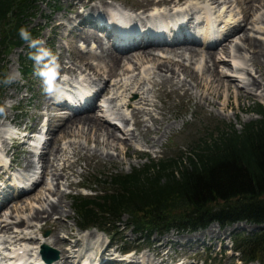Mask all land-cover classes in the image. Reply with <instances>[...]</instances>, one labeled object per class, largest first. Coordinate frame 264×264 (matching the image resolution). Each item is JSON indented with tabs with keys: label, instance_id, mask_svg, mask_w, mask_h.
Wrapping results in <instances>:
<instances>
[{
	"label": "bare ground",
	"instance_id": "bare-ground-1",
	"mask_svg": "<svg viewBox=\"0 0 264 264\" xmlns=\"http://www.w3.org/2000/svg\"><path fill=\"white\" fill-rule=\"evenodd\" d=\"M91 1L94 0H87V1L66 0L67 6L69 7L70 11L71 10L73 11L71 12L74 14V17L72 18L69 17L65 20H62L61 22H59L58 26H61L64 28V30H66L67 37L69 38H72L78 42L81 41L84 44L96 45V48L99 49L100 51V55L99 53L98 55L92 54L90 53L91 52L90 51L86 56L76 57L74 60L75 62H77L76 63L77 65H80V67L78 68H76L77 65H75L76 67H69V68L64 67L63 65L64 62H62L63 61L62 60L59 62L61 68L58 69L57 74L58 75L67 74L71 76L77 74L79 76L78 79L82 77L85 86L87 83H89L88 79L92 82V80L90 79L92 75L95 78L99 79L98 80L99 82L95 83L97 89L96 92H94V97L90 99L89 103L85 104L84 103L85 99L91 96L90 89H86V88L92 89V87L88 85L86 87H83L82 91L85 96H82L83 100H81V103H79L80 106L78 105L77 108L75 109V111L78 112L71 114L68 113L69 111H67L66 109L63 110L60 104L51 103L53 98H51L52 97L51 95H47L46 101L47 104L49 103L48 111L50 110L51 112H53V114L51 115L49 113H45L44 116L47 118L46 120L49 130L48 132H50L51 137L45 143L41 154L38 156V160L39 162L42 163V167L39 168V176L35 180V184H33L31 186V189L28 191V192L31 191L34 192V190L36 191L35 188L40 183H42V185H46L45 182L47 181L46 179L52 176L51 179L52 182L56 184L55 185L56 188H49V187L44 188V192L46 191L49 195L52 196H59V199L58 201H53V200L49 201L48 196L42 198L43 192L42 193L38 191L34 192L33 196H28L25 197L24 200L19 199L18 201L14 202L16 211L18 213H22V214H24L25 212L30 213L28 219L26 220L21 219L19 221H16L14 226L8 224L3 225L2 223L4 222L0 223V234H4V237L0 236V247L4 248V251L10 248V247L8 248L7 246L8 243H11L10 245H14L17 243L18 245H21L22 243L25 244L26 242L34 241V236L32 234H29V236L25 234V231L23 230L24 228H22L24 227L23 225L25 224L31 225L32 222H41V221H45V225H51L53 228V233L49 242H47V240H44L42 242V246L43 245H47L50 247L54 246L60 251V259H58L57 261L51 264H105L107 262L105 260V255L110 251L109 250L110 245H107L106 247L102 246L101 248L98 247L97 249H99L98 250L99 253H97L95 256L87 255V259L84 262L83 261L85 257L84 255L79 257H75L74 255V250H76V248L81 245L82 239L76 238L73 241L74 243H71L70 239L71 237H74L73 235L66 238L59 236L60 232L67 234V232L70 231L69 230L70 227L68 228L67 226H64L65 224L62 225L60 219L61 214H63L64 212L63 210L64 206L61 200L65 198V194H63L59 190L60 182L61 181L66 182V186H68L69 188L70 187L75 188L81 185L80 183H75L70 179L71 176L75 175V173L73 172V167L75 166L76 161L74 162L69 161V158L61 159V157L63 155L65 156V154L67 153V151L64 150L65 148L64 149L62 148L61 146L62 143L68 142L69 146H71L72 150L74 151L73 154H76L81 151L80 148L82 143L81 145H79L78 141L81 138H83L86 140V143H94L97 147L96 148L97 151H101V150L108 151L106 154V159L112 161L113 155L110 153V151H115L118 153V155L121 154L124 157H127L135 153L133 150L134 145L140 144V146L147 148L159 147L162 143V140L165 137H167V135L171 132V130H173V126H171L168 123L169 117L167 116V113L162 112L161 108L158 107L156 103H153L154 100L151 101L148 99L147 97L148 91L144 90V85L140 81L141 79L140 80L134 79L128 83L116 82V80L114 81V79L120 75L118 74L119 70L123 74H129V73L132 74L138 70L137 64H135L132 69L123 68L126 64L130 63L133 60H136L138 61V63L141 64L152 65L155 76L160 77L161 79L159 83H156V81L153 80L152 81L149 80L151 81L150 83L153 85V87L155 88L157 87L161 89L163 86L169 85L170 87H172L171 89L174 88V91H179V90L184 91V93L188 97H192L191 95L193 94H191L190 92L191 89H189L186 84V81L189 80L193 82L194 84V86L192 85L193 88L195 87V89H197L200 92V98H202V100H205L208 106H214L215 101L220 100L222 101V107L224 110L228 108L229 109L231 108L232 110H237V107H235L232 104V102L233 99L238 101L243 96L242 92L244 91V89H248L251 92L252 90L253 91L259 90L260 92H264V85L262 84V81H264V42L263 41L259 39L257 40L256 38L249 36L247 31H245L243 34H240L239 36V40L242 42V44L239 45L237 44L235 47L236 53H238L240 50H247L248 54H250L248 61L251 64L250 66L255 71L254 76H256L257 78L251 75L252 72L250 71V69H247L248 67L247 68L238 67L233 70V66L230 65V62L226 61L225 58L224 59L219 58L221 55H225L226 57H231L233 62L236 63L233 56L230 55L231 53L230 49H232V47L230 48V45L234 41L233 39L235 36L233 37V35L241 29V24L236 23L237 21L235 20L236 19L235 17H234L235 19L231 17V15L227 17V20H225L223 24L224 26H227L228 31L223 35V38L221 40L215 43V45L211 47H207V50H199L194 46L195 43H191L185 40L168 46H163L160 44H156L152 41L145 42L144 40L141 39L137 41L136 43L137 46H134V44H132V48H124V49L116 50L115 52L113 50L108 51L105 50V48H103V44H102L103 39L101 38V36L109 39L110 41L109 33L106 31V29L103 28V26L102 27L94 26V24L89 20L83 23V21L85 20L86 17H88V15L90 16L96 15L99 18L102 17L101 14H98V12L105 7L104 5L105 0H97V2L94 4L91 3ZM206 1L207 0H203L202 2L204 3ZM209 1H212L213 2L212 4H217L219 3L220 0H209ZM235 2L240 8L241 15H243L242 22L250 23V24L254 23V25L258 23L257 19L252 20V17L253 16L255 17L254 14L264 8V0H236ZM138 6L142 10L137 11L135 13L137 14V16H141V17L134 18L131 20L137 23L144 22L147 26L151 27V28L149 27L144 28V32L147 34L155 33L156 28H152V27H155V25L160 21L159 20L160 17L158 15V13L160 12L157 9L162 6L164 7L163 11L164 12L166 11L165 14H168L171 23L174 22L178 24L184 21L186 23L196 21L197 20L196 15L199 13V11L195 10V7L197 8L199 7L196 5V3L190 2V0H140V3L138 2ZM82 7L84 9L82 11H79L81 10ZM206 9L209 10L210 12L213 11L209 7ZM201 10H204V8L200 9V11ZM214 13H218L217 16L220 18L221 12L220 14L218 11ZM203 14L205 16H208L209 13H204L203 11ZM112 16L113 15H111V17ZM260 17L258 18L262 20L264 14H261ZM148 18L149 19L153 18V19H151L149 22H146L145 20H147ZM61 19L59 17V20ZM101 19L104 20V18ZM163 19H165V16L162 18V20ZM233 20L235 21L233 22ZM206 21L208 27L202 33L204 41L208 38L209 36L208 29L211 27V22L207 17H206ZM229 22H233L235 24L231 25L232 27H228L230 26ZM131 24L134 25L133 23ZM220 24H222V22ZM253 30L256 32H260V31L264 32V29L261 28L253 27ZM222 32L223 31L219 30L216 31L215 34L221 37L220 35ZM184 35H185V30L183 28L170 33L171 37H179ZM130 38H131L130 36L116 37L115 41L120 43ZM156 51H159V53H155ZM200 56L203 57V63L201 64L199 69L192 68L190 65L191 61ZM91 59L96 61V63L93 64L90 61ZM220 67L224 69L233 70L234 71L233 73H235V75L233 74L229 75L227 74V72H222L220 70ZM78 70H81V72L78 73ZM82 75L85 78H83ZM181 75L183 76L182 80L179 78ZM244 75L248 76V78H245L244 80L241 79L243 82V86L241 88L240 87L238 88V85L236 86L234 81H236L238 78H242V76ZM103 78L104 80L100 81V79ZM63 80L68 81L69 79L64 77ZM108 81L109 82L112 81L113 86L121 89L122 90L121 92L123 93H129L132 92L131 90H134L135 92L134 91L133 92L137 94L139 90H143L141 91L142 93L140 94L141 97L139 96L140 97L138 100L139 103L137 102L138 106L139 105L140 106L134 107L135 105L134 106L130 105L131 120L130 119L128 120L126 117L127 115L125 116L122 113H111V116H114L113 121L115 122L113 123L116 124L119 122L124 125L123 127L126 133L122 134L123 135L122 138H119L118 137L119 135L117 133L116 134L118 136L115 134V129H118L116 125L108 123V120L106 121V119H104L103 117L102 118L98 117L97 114L94 115V111H93L94 109L96 110L97 108H99L96 105V99L101 94L106 96L109 95L110 86L108 85L109 83ZM189 84L191 83L188 82V86ZM93 88L95 87L93 86ZM58 89L60 88L58 87ZM150 91L152 92V90ZM67 95L70 96L69 93ZM207 96H210L211 99H213V101H208ZM113 101L114 99L110 98V103H112ZM82 103H84L85 105H82ZM116 106L118 105L116 104ZM45 109L46 108H44L43 110L45 111ZM156 110L158 111V113L157 112L155 113L160 115V117H156L153 114L154 113L153 111ZM62 112L68 113L70 115L64 117L61 114ZM145 117H147L148 120H150L151 126L145 123L144 120ZM128 122H130L129 124L132 126V129L130 128L131 126L128 125ZM4 134H5L4 132H0V140H2ZM1 143L3 146L4 144H6L4 141H2ZM76 144L78 146L74 147ZM98 155L99 154H97V152H94L91 155L85 153L83 157L85 158H99V156L101 157V155L99 156ZM31 157H33V155H31L30 152H27L24 153V157L21 161L20 160L17 161L19 165L18 166L19 169L27 176L29 173L31 172L33 173L32 169H34L33 167L34 164L33 161H31ZM13 161L16 163L15 160ZM60 161L62 162V164L59 163ZM30 177L31 178L29 180H25V181H31L32 178H34V176H30ZM21 195L22 193L18 196L10 197L5 191H3L0 194V208L5 206V204L10 200L15 199L16 197H19ZM44 195L45 194L43 193V196ZM29 200L30 201L33 200L36 201V203H40L41 207L37 210H34V208L33 209L29 208L28 205ZM54 215H59V217L55 220H52L53 218L52 216ZM0 218H2L1 214H0ZM6 220H11V218H6ZM219 233H220L219 229H216L213 226H211L208 229H206L203 233H196L190 236H185L184 239H181V241L186 240L187 242L186 241L185 242L187 244L189 243L196 244L205 237L218 239L220 235ZM86 236L87 238H92L95 239L96 241H100L102 238V235L98 231H91ZM170 243L171 242L166 238L159 241L154 240L152 245L147 246V250L143 254L142 262L133 261L130 262L129 264H170V263L189 264L186 261V259L189 257L188 253L186 252L174 253V254L170 253V249L168 248V246L171 245ZM175 243L177 244L173 243L174 247H176V245H178L179 247H184L183 246L184 243L182 244L180 242H175ZM1 248L0 251L2 250ZM20 248L24 249L25 252L18 251L20 249L13 250L14 248H10L9 256L20 257L22 259L25 256H29V257L32 256L30 250L29 249L27 250L26 246H21ZM115 251L116 249L114 250V252ZM110 261L114 262L113 259H111ZM38 262H40V256ZM114 264H119V262H116ZM191 264H200V263L193 262Z\"/></svg>",
	"mask_w": 264,
	"mask_h": 264
},
{
	"label": "rangeland",
	"instance_id": "rangeland-1",
	"mask_svg": "<svg viewBox=\"0 0 264 264\" xmlns=\"http://www.w3.org/2000/svg\"><path fill=\"white\" fill-rule=\"evenodd\" d=\"M87 1V0H85ZM203 0H190V2L196 3V5L199 7H195L196 11H199V13L196 15V17H201L199 20H202L205 22L203 25L200 26L199 29H204L206 27V16L204 13H209L208 16H213V11L215 12H221V21L222 23L227 18L222 19V17H227L231 15V17H235L234 19L237 21L236 23L241 24V29L236 32L233 37L234 41L231 43L230 48V55L233 56L234 60L233 62L231 57H226L225 55H221L219 58H225L226 61L230 62V65L233 66V70L238 67H244L247 69H250L252 72L251 75H255L254 69L250 66L249 56L247 50H240L238 53L235 52V47L238 44H242V42L239 40L240 34H243L245 31H247L248 35L251 37L256 38L257 40H261L264 42V32H256L253 30V27L255 28H261L264 29V17L262 20H260L258 17L261 16V14H264V8L255 13V17H252L253 19H257V22L255 25L250 23H244L243 21V15H241V11L239 6L236 4V0H220L217 4H212V1L207 0L206 2H202ZM226 1V3H225ZM97 0L91 1V3H96ZM138 2L140 3V0H105V7L103 8L106 10L107 7L111 5H117L123 9L127 10H137L140 8L138 6ZM37 5L34 11V16L30 17L29 22L27 23V28H35L39 29V36L37 39L43 41V47L50 50L52 57L55 58V65L58 66V69L61 68L59 65V62H64V67H76L77 65L75 62L76 57H83L88 55V52H91L92 54L100 55L99 49H89L88 44H84L83 42H78L72 38L67 37V32L64 30L63 27L58 26L59 22L62 20H65L69 17H74L73 11L71 12L69 7L67 6L66 0H37ZM200 3V4H199ZM226 4V5H225ZM70 6V4H69ZM208 6L211 8L212 12L207 10L206 7ZM163 7V6H162ZM204 8V10H201ZM83 7L81 8V10ZM151 9V8H149ZM79 10V11H81ZM218 13H215L213 17H216ZM59 17L61 20H59ZM261 18V17H260ZM55 20V21H54ZM233 20V22L235 21ZM56 23V24H55ZM217 27V24H215ZM223 26V24L221 25ZM223 28V27H222ZM225 29L227 27H224ZM63 29V30H62ZM90 31V30H88ZM1 38V34H0ZM79 43V44H78ZM78 44V45H77ZM79 46H82V51H79ZM96 46V45H95ZM199 50H207L205 48H202V46H195ZM77 48V49H76ZM105 50L112 51L107 46L106 41L104 40V46ZM232 50V51H231ZM155 53H159V51H156ZM29 52L25 51L22 48H14L12 49L5 57L1 60V64L5 66V75L6 77L8 74H11L13 72L19 73V79L16 80L14 83L9 85H4L2 82H0V132L5 131L6 127H2L3 123L6 121L12 120L16 124L19 125V127L22 129L24 126H30L34 127L39 123L40 117L39 114L43 112L44 108L45 113L53 114L50 110L48 111L49 103L47 104V94L44 93L42 90V81L40 77H38L35 74L34 69V61H30L29 58ZM21 56L24 58V61L26 63L32 64V67L34 69V72L28 75L26 78L22 76L21 68H22V62L20 60ZM62 56V57H61ZM235 56V57H234ZM64 57V58H63ZM89 57V56H88ZM236 58V59H235ZM196 59V60H195ZM191 61V67L195 69H199L201 64L203 63V57L200 56L198 58H195ZM93 64L96 63L93 59L90 60ZM24 63V62H23ZM130 64V66H129ZM138 65V70L135 71L132 74H123L121 71H118V74L120 75L114 79L116 82H131L132 80H140L144 85V90L148 91L147 97L149 100L153 101V103H156L158 107L161 108L162 112H166L167 116L169 117L168 123L173 126V130L162 140V143L159 147L155 148H147L139 145H134L133 150L134 154L131 156L124 157L123 155H118L115 151H110V153L113 155V160L109 161L106 159V154L108 151L101 150L97 151V147L94 143H86V140L81 138L78 142L79 145H81V151L79 153L73 154L72 147L69 146L68 142L62 143V148L67 151L65 156L63 155L61 159H67L69 158V161H76L75 166L73 167V172L75 173L74 176H71L70 179L74 181L75 183H80V186L77 187H68L66 186V182L61 181L59 185V190L65 194V198L61 200L63 202L64 206V212L61 214V223L64 226H67L70 231L66 233L60 232L59 236L66 238L73 235L74 237H71V243H74L73 241L76 239L75 236L79 230L76 229V216L73 213L72 210V203H71V196L74 195H80V196H94L96 194H99L103 189H106L107 186L102 185V181L105 180L106 177L110 176V174H128L133 169H139L143 167L145 164H149L151 161L156 162L160 159H169V158H175L181 152H187V150L193 148L197 142L201 139H206L210 134L215 135L217 128H222L227 125H233L235 129L240 130V124H246L250 121L255 120L257 117L253 114V110L255 108V105L257 103H260L264 105V92L253 91L252 92L248 89H244L246 92H242V97L237 101L233 99L232 104L237 107V110H232L231 108L224 110L222 107V101H215L214 106H208L205 100H202L200 98V92L193 88L194 84L193 82L187 80L186 84L189 89H191V95L192 97H188L184 91H174V88L171 89L169 85L163 86L160 88H155L150 83L152 80L156 81V83H159L161 81L160 77H156L154 74L153 66L149 64H141L138 63V61L133 60L128 64H124L125 66L123 68L132 69L134 65ZM62 65V67H63ZM80 67V65H77L76 68ZM141 69H140V68ZM220 70L222 72H227V74L235 75L233 73L234 71L231 69H224L220 67ZM81 70H78V73H80ZM135 75V76H134ZM137 76V77H136ZM133 77V78H132ZM257 78L256 76H254ZM91 78H94V76L91 75ZM181 80L183 79V76L181 75L179 77ZM248 78V76H242V78H238L236 81H234L235 85H238V88L243 86V82L241 79ZM57 79V75H56ZM95 80H99L97 78H94ZM104 80L103 79H100ZM122 80V81H121ZM151 80V81H149ZM240 80V81H239ZM110 81V80H109ZM108 81V82H109ZM188 82L191 83L188 86ZM96 82H94L92 85H95ZM110 83V84H109ZM109 95H103L101 94L96 99V105L100 108L94 109V115L97 114V116H102L112 122L114 116H111V113H122L124 114L127 119L129 120L131 118V106L139 107L138 106V100L141 97V91L136 94L134 93V90H131L132 92L129 93H123L122 90L118 87L113 86V82H109ZM262 84L264 85V81H262ZM193 85V86H192ZM169 86V87H168ZM191 87V88H190ZM147 88V89H146ZM111 90V91H110ZM152 90V92L150 91ZM134 91V92H133ZM155 92V93H154ZM140 96V97H139ZM154 96V97H153ZM117 97V98H116ZM153 97V98H152ZM110 98L114 99L112 103H110ZM208 101H213L210 96H207ZM43 101V102H42ZM108 101V102H107ZM119 102V103H118ZM138 102V103H137ZM52 103V102H51ZM126 103V104H125ZM136 103V104H135ZM116 104L118 106H116ZM116 107H115V106ZM125 105V106H124ZM131 105V106H130ZM167 105V106H166ZM46 106V107H45ZM101 106V107H100ZM123 106V107H122ZM112 107V108H111ZM114 107V108H113ZM119 107V108H118ZM111 108V109H109ZM166 108V109H165ZM168 108V109H167ZM109 109V110H108ZM115 109V110H114ZM48 112H47V111ZM113 110V111H112ZM171 110V111H170ZM96 111V112H95ZM124 112V113H123ZM154 115L156 117H160V115L156 114L158 111H153ZM176 112V114H175ZM174 113V114H173ZM65 114V115H64ZM62 115L65 117L67 113H62ZM178 115V116H177ZM171 116V117H170ZM173 117V119H172ZM176 117V118H175ZM131 120V119H130ZM145 123L149 126H151L150 120H148L147 117L144 118ZM128 122V125L131 126ZM132 123V122H131ZM119 128L115 129V134L119 137H123V133H126L124 130V125L121 123H116ZM5 125V124H4ZM12 125V123H11ZM34 125V126H33ZM6 126V125H5ZM37 128V127H36ZM132 129V126L130 127ZM172 134V135H171ZM170 135V136H169ZM51 136V135H50ZM82 140V141H81ZM8 147V144H6ZM67 145V146H66ZM76 144L74 147H77ZM83 148V149H82ZM16 152V156L13 157V160L16 161V163L13 161L12 166L10 168V175L12 181L16 179H21L24 182H27L25 180H28L30 176H24L22 175V172L19 171L17 168L19 165L17 161H21L24 157V154H22V148L20 147H14L12 150ZM97 152V154L101 155L99 158H85L83 157L85 153L88 155H91L92 153ZM4 154V153H3ZM78 154V155H77ZM6 156V154H4ZM3 155H0V164L3 163L4 158ZM75 156V157H73ZM78 156V157H77ZM7 158H12L11 155H7ZM39 161V160H38ZM37 158H34V166L36 168L42 167V163H38ZM62 164V162H59ZM78 165V166H77ZM15 168V169H14ZM75 169V170H74ZM2 172V168L0 167V173ZM38 172V171H37ZM77 174V175H76ZM6 175H1V179L5 180ZM37 178V175L35 176ZM52 176L48 177L46 179V185H42V183L38 184L36 186V191L34 192H43L45 195L42 198H45L48 196L49 201H58L59 196H52L49 195L46 191L44 192V188H56L55 183L52 182ZM15 181V180H14ZM100 184H98L99 182ZM108 189V188H107ZM33 191L24 193L19 197H16L15 199L10 200L0 208V223L3 225H12L14 226L16 221H19L21 219H28L29 212H25L24 214L18 213L16 211L15 203L19 199L24 200L25 197L33 196ZM52 196V197H51ZM26 201V200H25ZM29 208L34 210H37L41 207L40 203H36V201H28ZM52 220H55L59 217V215L52 216ZM6 218H11V220H6ZM122 223L118 225L117 233L114 232L113 236L108 235L106 232H102L98 230L97 228H91L87 230V234H89L91 231H98L102 235V243L105 244L108 242L106 234L109 237H112L111 241V253H114L111 249H116V252L119 251L121 248L125 247H131L136 249L137 251L145 249V252L147 250V246L152 245L154 240H163L168 239L171 243V245L168 246L170 248L172 246V250L170 253H188L189 257L186 259L187 263L191 264L193 262L200 263L204 262V264H242L240 260V255H234L231 251V240L237 235H247V234H253L257 233L261 228H264V226H251L246 223H240L235 224L232 226H229L227 228L221 229L217 224H210L204 229H200L195 232H184V233H177L176 231H170L163 235H154L152 238H150L148 241H139L137 240V235H134L132 228L126 224L127 222V216H123L121 219ZM23 230L25 231V234L29 236V234H32L34 236V241L26 242L25 244L18 245H10L11 243H8L7 246L10 248H17L21 246H26L27 250H30L31 255L35 253L40 246H42V242L44 240H47L49 242L52 233L53 228L51 225H45V221L41 222H32L30 224L23 225ZM34 226V228H33ZM213 226L216 229H219L220 235L218 239H213L209 237H205L200 242L189 243L187 244L186 240L181 241V239H184L185 236H190L192 234L196 233H203L206 229ZM40 231V232H39ZM47 232V236L44 237V233ZM104 233V234H102ZM1 237H4V234H0ZM6 236V235H5ZM104 236V237H103ZM7 237V236H6ZM75 238V239H74ZM186 241V242H185ZM180 242L184 243V247H179L176 245L174 247L173 243ZM205 243V244H204ZM100 242H98L96 247L103 246ZM212 245V246H211ZM80 247V246H79ZM77 247L76 250H74L76 255H79L81 253H84L85 248ZM52 249L58 252L59 259H60V251L55 248L54 246H51ZM150 248V247H149ZM18 250V249H17ZM96 250L92 249L86 252V254H93ZM144 252V253H145ZM115 254V253H114ZM197 254V255H196ZM196 255V256H195ZM140 256V255H139ZM113 258H115L112 255ZM140 261H143L142 259H137ZM249 264H262L261 262H252Z\"/></svg>",
	"mask_w": 264,
	"mask_h": 264
},
{
	"label": "trees",
	"instance_id": "trees-1",
	"mask_svg": "<svg viewBox=\"0 0 264 264\" xmlns=\"http://www.w3.org/2000/svg\"><path fill=\"white\" fill-rule=\"evenodd\" d=\"M36 1L0 0V81L5 78V55L14 48L35 51L21 39L19 29L38 38L39 29L27 28ZM20 60L26 78L34 69L22 56ZM253 114L257 118L240 124V130L233 125L217 128L215 135L175 158L151 161L128 174H110L101 183L108 189L99 194L71 196L77 227L114 235L126 215L138 240L148 241L213 223L221 229L238 223L264 226V105L257 103ZM232 244L242 262L264 264V228L236 235Z\"/></svg>",
	"mask_w": 264,
	"mask_h": 264
},
{
	"label": "clouds",
	"instance_id": "clouds-1",
	"mask_svg": "<svg viewBox=\"0 0 264 264\" xmlns=\"http://www.w3.org/2000/svg\"><path fill=\"white\" fill-rule=\"evenodd\" d=\"M19 35L25 41L30 49L35 51L29 52V58L34 61L35 74L40 77L42 81V90L47 95L54 93L55 77L57 75L58 66L55 65V58L52 57L50 50L43 47V41L33 39L30 32L25 29H19ZM19 79V73L13 72L8 74L2 82L9 85Z\"/></svg>",
	"mask_w": 264,
	"mask_h": 264
},
{
	"label": "water",
	"instance_id": "water-1",
	"mask_svg": "<svg viewBox=\"0 0 264 264\" xmlns=\"http://www.w3.org/2000/svg\"><path fill=\"white\" fill-rule=\"evenodd\" d=\"M46 235H47V232L44 234V236H46ZM41 250H42V254H43V255H46L47 253L53 251V250H51L49 247H47L46 245H43V246L41 247ZM54 253H55L54 260H56V259L58 258V256H57L56 252H54Z\"/></svg>",
	"mask_w": 264,
	"mask_h": 264
},
{
	"label": "snow or ice",
	"instance_id": "snow-or-ice-1",
	"mask_svg": "<svg viewBox=\"0 0 264 264\" xmlns=\"http://www.w3.org/2000/svg\"><path fill=\"white\" fill-rule=\"evenodd\" d=\"M0 111H2V110H0Z\"/></svg>",
	"mask_w": 264,
	"mask_h": 264
}]
</instances>
